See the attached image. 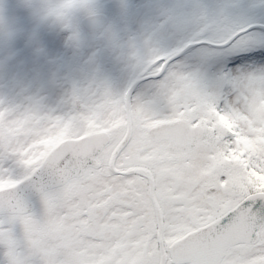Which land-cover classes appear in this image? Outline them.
<instances>
[{
  "label": "snow or ice",
  "instance_id": "obj_1",
  "mask_svg": "<svg viewBox=\"0 0 264 264\" xmlns=\"http://www.w3.org/2000/svg\"><path fill=\"white\" fill-rule=\"evenodd\" d=\"M118 6L105 22L97 0H23L38 24L18 49L0 5L3 63L49 66L48 86L64 62L39 25L67 32L74 57L89 49L55 107L26 87L0 98V264H264V0H171L147 18ZM225 8L242 18L231 31L185 37L188 17ZM105 56L131 77L117 84ZM235 175L240 208L210 216ZM213 231L234 235L230 254L201 252Z\"/></svg>",
  "mask_w": 264,
  "mask_h": 264
},
{
  "label": "rangeland",
  "instance_id": "obj_2",
  "mask_svg": "<svg viewBox=\"0 0 264 264\" xmlns=\"http://www.w3.org/2000/svg\"><path fill=\"white\" fill-rule=\"evenodd\" d=\"M119 2L120 0H97L101 12L108 15V22L118 19L120 15V9L118 6ZM169 2H171V0H128V3L131 5V11L134 14L138 13L141 18H147L152 15L150 6ZM238 2L239 0H224L226 5H233ZM0 5L3 6L4 15L7 17L9 24L19 30V35L14 42L13 47L18 49L23 48L27 36L34 29H37V20L34 18L30 9L23 7V0H0ZM76 18L78 20L80 31L86 37H91L92 31H87L82 24V20L85 18L84 14L78 12L76 13ZM241 22L242 18L233 16L227 8L214 14L202 11L198 15L188 17L184 21L187 25V30L184 35L185 37L197 36L204 32H209L214 36L221 35L225 32L231 31ZM38 32L40 43L48 49L50 55L61 58L64 62L60 84L53 87L44 83L47 79L45 74L47 73V75H49L51 71L49 66L37 64L35 61L30 64L23 61L8 64L3 63L6 52L3 44L0 43V98H6L9 101H18L20 88L26 87L28 92H37L39 95L45 97L47 101L45 102V99L44 103L49 105V107H55L60 97L70 85L68 81L71 79H78L74 77L72 73L74 70H81L83 59L86 58L89 49H85L83 56L74 57V50L71 48L67 50V47L65 46V39L68 33L63 31L59 26H51L50 23L41 24L38 27ZM193 41L194 40L189 39L188 43H193ZM209 42L215 43L217 41L209 40ZM101 63L104 71L107 69L109 75H114V72L118 70V75L131 77L128 73V68L130 66L127 63H117L115 65L114 61L108 56L103 57ZM41 70L44 73V76H38ZM195 75L202 83H205L206 85L210 83L203 71H199ZM84 78L78 80H83ZM4 94L8 95L4 96ZM242 182L243 178L235 175L232 177L230 186L225 187V185H221L223 190L214 193L212 198V200L216 199L215 204H217L218 207L213 208L215 204L211 205L209 209L210 216H216L218 214L216 209L221 208L226 211L236 201L240 200ZM248 182L252 183L251 180ZM234 188L238 191L235 192ZM221 197H223V201L220 200ZM232 250L233 248L229 250L228 254H230Z\"/></svg>",
  "mask_w": 264,
  "mask_h": 264
},
{
  "label": "water",
  "instance_id": "obj_3",
  "mask_svg": "<svg viewBox=\"0 0 264 264\" xmlns=\"http://www.w3.org/2000/svg\"><path fill=\"white\" fill-rule=\"evenodd\" d=\"M102 17L105 20V22H108L107 15L102 13ZM82 24L86 27L87 30H92L89 21L87 20L86 17L82 20ZM73 75L82 78L84 74L80 70H74ZM239 208H240V203L230 211L236 212ZM233 240H234V235L231 233L221 234L213 231L212 233L207 235L204 239H202L200 245L201 252L204 255H209V256L216 253L226 254L228 249L233 247Z\"/></svg>",
  "mask_w": 264,
  "mask_h": 264
},
{
  "label": "flooded vegetation",
  "instance_id": "obj_4",
  "mask_svg": "<svg viewBox=\"0 0 264 264\" xmlns=\"http://www.w3.org/2000/svg\"><path fill=\"white\" fill-rule=\"evenodd\" d=\"M258 2V1H257ZM143 54V45L141 44L140 45V48L138 49V52H137V55L139 56V55H142ZM73 71V70H72ZM81 71V70H80ZM105 71L108 73V71H107V69H105ZM132 72H133V69L131 68V67H129L128 68V73H129V76H131L132 75ZM118 70H116L115 72H114V75H111L112 77H113V79L117 82V84H120V83H122V78H121V76L122 75H118ZM83 74H84V77H85V75H86V72H83ZM38 76H44V73L42 72V70H41V72H40V74H38ZM48 75H47V73L45 74V77H47ZM83 77V78H84ZM82 79V78H81ZM70 86V85H69ZM68 86V87H69ZM14 88H15V86H14ZM35 91H36V89H35ZM28 94H38L37 92H28ZM47 94V93H46ZM5 95H8V94H4V96ZM46 99V98H45ZM47 101V99L45 100V102ZM46 104V103H45ZM47 105V104H46ZM47 106H49V105H47ZM52 107V106H51ZM257 179H262V180H264V178H260V177H257ZM237 187H239V186H237ZM236 187V188H237ZM242 191L246 188V184H245V181H244V179H243V182H242ZM258 188H261V189H264V182H262V183H260L259 185H258ZM231 189H232V187H231ZM151 190V189H150ZM234 190H235V192L236 191H238V190H236L235 188H234ZM161 198H162V200L164 199V197H163V194H161ZM220 200L221 201H223V197H221L220 198ZM215 201H216V199L215 200H213V203H212V205H214L215 204ZM240 203V200H238V201H236L229 209H227L226 211H229V210H231L232 208H234L236 205H238ZM218 207V205L217 204H215L214 206H213V208H217ZM217 210V209H216ZM233 248V247H232ZM228 253H229V251H228ZM227 253V254H228Z\"/></svg>",
  "mask_w": 264,
  "mask_h": 264
}]
</instances>
